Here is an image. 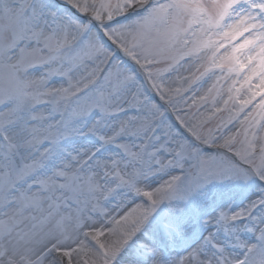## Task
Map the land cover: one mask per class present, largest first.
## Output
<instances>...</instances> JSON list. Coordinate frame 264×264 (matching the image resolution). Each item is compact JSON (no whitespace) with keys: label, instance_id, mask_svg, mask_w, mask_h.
I'll use <instances>...</instances> for the list:
<instances>
[{"label":"snow or ice","instance_id":"obj_1","mask_svg":"<svg viewBox=\"0 0 264 264\" xmlns=\"http://www.w3.org/2000/svg\"><path fill=\"white\" fill-rule=\"evenodd\" d=\"M0 264H264V0H0Z\"/></svg>","mask_w":264,"mask_h":264},{"label":"rangeland","instance_id":"obj_2","mask_svg":"<svg viewBox=\"0 0 264 264\" xmlns=\"http://www.w3.org/2000/svg\"><path fill=\"white\" fill-rule=\"evenodd\" d=\"M204 2L211 6L212 0H204ZM163 67V65H161ZM188 65L185 64L184 68H187ZM184 68H181L179 75H188L187 72L184 71ZM203 69H201L202 71ZM176 73H173L171 75L165 74V80L168 81L169 84H171L172 87L178 86V82L176 84H172V81L176 79ZM198 75V73H197ZM221 76V73L217 70L215 75L209 74L207 77H205L202 81H198L191 89V91L183 93V100H180L179 97H176V99L179 101L178 106L181 108L183 115H186L188 118L192 119L193 122H195L197 119L202 118V116H206L209 112L212 110L211 105V99L207 103L201 104L199 101V97L202 95H205L210 87L213 86V84L216 83L217 77ZM236 77L233 74L231 79H228L226 82L222 78L220 80L219 85L217 87L222 88V95L224 98L227 97V89L232 84V80H234ZM243 77H241V80ZM237 87H239V84H237ZM212 95H215V92L212 93ZM193 99L196 100V104L193 105ZM223 105V100H219V103L217 104V107H221ZM227 112H221L216 115V118L212 120L211 124L208 125V127L215 128L216 124L219 123V120L222 117H227ZM140 201L137 200L136 203H139ZM133 207L132 204H128L127 207L124 209L125 211L128 210V208Z\"/></svg>","mask_w":264,"mask_h":264}]
</instances>
